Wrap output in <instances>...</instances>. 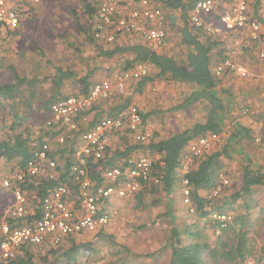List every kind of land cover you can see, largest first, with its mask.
I'll return each instance as SVG.
<instances>
[{"label":"trees","instance_id":"obj_1","mask_svg":"<svg viewBox=\"0 0 264 264\" xmlns=\"http://www.w3.org/2000/svg\"><path fill=\"white\" fill-rule=\"evenodd\" d=\"M198 1L152 0L165 11L180 10L179 23L169 22L166 27L167 35L172 40V43L169 40L170 47L167 50L153 49L135 32H116L113 41H103L94 36L93 26L91 29L79 24L84 34L81 45L97 47L98 50L93 55L79 56L83 60L82 66L70 64L67 57L65 61L55 58L51 63L38 62L34 67L26 66L22 68L23 75H20L17 66L8 63L11 79L0 83V169L4 170L7 166L6 169L13 173L25 171L34 150L48 141L49 136L58 133L55 127L47 125L54 102L70 95L87 96L98 80H114L115 74L131 70L138 63H147L148 75L130 80L110 98L91 105L74 117L78 126L73 137L68 138L63 147L51 152L58 163V174L50 178V171L47 170V173L37 177L27 175L20 184L30 206L38 215L41 201L50 189L58 184L75 186L72 167L78 164L74 153L82 133L90 130L104 116L126 113L131 105H136L133 104L135 94L146 93L155 82L165 83L172 89H168V93L158 89L156 96L150 100V106L142 101L137 103L140 115L138 130L126 125L114 130L109 134L110 143L101 157L89 158L90 176L99 183L103 181L105 170L117 166L124 168L129 165L130 159L141 155H159L160 158L154 160L153 170L160 182L145 184L132 195L134 206L143 212L158 207L162 202L166 205L152 220L155 222L164 218L170 225V236L156 254L162 251L170 253L166 264H246V260L252 257L260 264L264 261V243L255 254V246L249 234L255 226L261 227L260 222L264 221V203L260 201V193L264 197V160L259 162L256 156L255 159L251 158L242 147L232 152L231 143L236 141L235 144L240 146L242 141L252 142L256 133L264 137V127L259 130L254 123L255 126H251L238 119L245 106L249 110L248 114L251 113V103L238 102V105L231 107L233 120L225 122L229 106L226 98L234 96L240 101V97L244 96L243 88L236 94L233 85L228 83H232L229 81L235 77L242 81L247 78L230 72L218 74L216 66L229 57L228 51L237 52V49L243 54L249 53L257 61L264 60L255 53L264 42L263 0H250L249 15L261 25L260 38L256 40H252L247 32L242 34L234 30L211 34L205 28L195 26L190 16ZM216 1L220 3L230 0ZM82 7L91 19L95 18L96 1L83 0ZM16 9L20 11L19 5ZM218 11L214 15L215 19L221 12ZM18 30L10 29L8 35H14ZM237 38L240 39L238 44L235 42ZM71 47L74 51L72 57L82 52L78 45ZM92 112H96L95 116L89 119ZM195 112L196 116H193ZM252 116L260 121V116ZM170 118H175L176 122L171 124L172 127H167ZM177 118L183 120L180 121L182 128ZM228 124L231 132L222 149L215 144L199 155L190 152L191 144L198 138L211 133L222 134ZM139 132L148 134L145 140L136 138ZM236 153H245L247 157L241 168L240 183L230 184L229 181L228 189L213 200L209 194L217 185L219 173L224 168V158L231 159ZM186 165V171L182 172ZM184 179L189 180L190 200L194 206L195 216L191 221L186 218L189 207L186 216L178 212L176 190L182 187ZM2 186L0 189L4 188L9 193L14 188ZM110 206L111 203H106L104 211L110 213ZM213 211L231 212L233 220L220 228L221 223L212 217ZM6 220L13 226L18 223L9 215ZM139 227L145 228L146 225ZM218 228L220 232L215 235ZM94 232L100 237L108 234L106 226ZM81 234L84 233L77 235ZM2 239L3 234L0 241ZM67 242L69 245L66 246ZM122 248L125 255L121 264H126L130 249L125 244ZM99 252L92 242L79 243L74 235H69L60 244L46 242L24 245L23 251L9 260L8 264H112L104 261L102 256L97 257Z\"/></svg>","mask_w":264,"mask_h":264},{"label":"built area","instance_id":"obj_2","mask_svg":"<svg viewBox=\"0 0 264 264\" xmlns=\"http://www.w3.org/2000/svg\"><path fill=\"white\" fill-rule=\"evenodd\" d=\"M36 4L40 0H27ZM128 0H96L97 12L93 27L94 36L103 41H113L116 32H135L142 36L150 46L159 50L168 45L166 31L167 17L161 7L152 0H136V5L124 10ZM264 9V0L263 5ZM250 0H230L225 11L220 12L218 18L214 0H199L191 11V22L197 27L205 28L211 34H220L238 30L248 33L252 40L260 38L261 25L249 15ZM21 14L12 5L11 0H0V37L8 34L9 30H16L21 25ZM237 44L240 39L235 41ZM264 46V42H263ZM264 49V48H263ZM264 58V50L259 53ZM218 74L230 72L242 78L251 76L250 69L228 57L216 66ZM147 63H138L133 69L119 73L114 80L103 79L95 83L87 96L72 95L54 102L51 105V115L47 125L55 127L58 132L56 139L59 143H66L73 137L78 124L74 117L91 105L106 100L116 91L123 89L132 79H139L148 75ZM125 117L127 120L125 121ZM140 115L135 105H131L126 113L118 116H104L90 130L81 134L74 156L78 164L72 167L74 187L68 184H58L50 189L43 198L37 215L30 206L26 193L20 187L26 176L37 177L49 170L50 178L58 174L56 159L52 156L49 141L34 150L26 163L25 171H16L3 180V186L12 189L14 204L10 208L9 216L18 223L2 224L3 239L0 241V264H8L23 251L27 244H43L46 242L60 244L69 235L91 233L110 221V213L105 212L106 203L115 198L134 195L145 184H158L160 178L154 173V157L146 154L129 160V165L113 167L105 170L103 181L99 182L90 176L89 158L98 159L110 143L109 134L114 130L128 126L138 130ZM147 133L139 132L138 140H145ZM221 134L211 133L198 138L190 146L194 155L209 150L212 144L219 141ZM110 182V184H109ZM228 183V180H222ZM184 198L191 204L189 180L184 179ZM14 185V186H13ZM193 211V208H191ZM212 217L217 219L221 227H225L233 216L227 212L213 211ZM219 229V228H218Z\"/></svg>","mask_w":264,"mask_h":264},{"label":"rangeland","instance_id":"obj_3","mask_svg":"<svg viewBox=\"0 0 264 264\" xmlns=\"http://www.w3.org/2000/svg\"><path fill=\"white\" fill-rule=\"evenodd\" d=\"M131 2H133V0H128L123 9H131V5H133ZM215 2L217 4L216 8L218 10L219 2ZM135 3L136 1H134V4ZM82 6L83 0H40L38 3L34 4V6H32V12L30 11V14L27 16L26 20L24 23H22L23 25L18 30V33L14 35H8V33L6 35H2L0 38V83L7 79H11V69L8 67V63H14L15 66H17L20 75H23L24 71L22 68L25 69L26 66L30 65H33L32 67H34L38 62L51 63L50 61L54 60L55 58H61L62 61H65V58L67 57L70 64L81 65L83 60L80 59L79 56L93 55L95 52H98V50H96L97 47L91 48V46L81 45V40L84 38V34L79 29L78 25L81 24L86 28L91 27L92 29V26H94L95 23V18L91 19L84 12ZM75 13L77 18L75 17ZM29 17L31 18L29 19ZM169 40L170 38H168V42ZM76 45L80 47L79 49L82 50V52L72 57L74 51L73 47L71 46ZM236 54L241 55L239 53ZM235 60L242 63V61L239 59ZM261 62L264 63V60ZM115 75L117 76L118 74ZM253 75H255V73H253ZM255 76L248 77L244 81L240 79L238 82H243L247 88L251 87V85H255ZM101 77L102 76H100V78ZM234 83L237 84V79H234ZM263 88V83L258 82V90H260V92L256 91L255 93L249 94L247 90H243V93L248 95L246 96V99H256L257 102L250 100L251 102L246 103H256L253 104L250 115H258V117L260 116L258 118L260 121L249 117V110H247L246 106L245 109H243L246 111V114L242 113L240 115V119L244 123H250L251 121L256 120L254 124L257 127L256 129L259 130L262 129L261 127H264ZM158 89H163L168 93V89L170 90L172 87H167L165 83L162 84L155 82L152 88L147 89L146 93L135 94L136 99H134L133 104L137 105V103L142 101V103H146V105L150 106V100L152 97L156 96L155 92H157ZM165 96L163 98L166 99ZM95 113L96 112H92L89 119L93 118ZM194 115L196 116V112L193 114V116ZM170 119L171 122L166 125L167 127H172L171 124L176 122L174 121L175 118ZM227 119V123H229L231 120H233V115L229 113L227 115ZM176 120L179 122L178 125L182 128L180 121L183 120H179V118ZM189 121L191 123L193 122L191 119ZM230 132L231 127L228 124L220 135V140L213 143L212 146L216 144L219 149H222L228 140ZM56 137V135L52 137L49 136L47 139L53 150L63 147V144L59 143ZM235 142L236 141H233L231 143L232 152H236L237 149H240L239 147H242L244 152L249 154L251 158L255 159L254 156H256V159H259V162L264 160V137L260 133L255 134L254 141L252 142L242 141L240 146L238 143L235 144ZM150 156L154 157V155ZM234 156L235 157L231 159L224 158V168L219 173L217 185L211 189L209 194L213 200H216L220 194L224 193L228 189L229 181L230 184L234 183L239 185L240 183L242 175L241 168L243 163L246 162L247 157H245V153H241L239 155L236 153ZM6 168L7 166L3 168L4 170L0 169L1 186L3 185V180L8 175L13 174L11 170ZM186 169L187 165L183 167L182 172L186 171ZM225 179L228 180V183L226 184L222 182V180L224 181ZM176 191L178 195V212L182 216H186V211L189 207V215L186 216V218H188V221H191V219L195 216V213L191 210V208L194 209V206L185 202L183 181L182 187ZM260 198V201L264 203V197L261 193ZM13 204L14 197L12 192L9 193L4 188L2 190L0 189V236L2 235V224L7 221L6 217L9 215L8 212ZM165 206V203L162 202L160 205H158V207H154L152 210L143 212L134 206L132 196L115 198L111 202V218L109 223L106 225V232L108 234L106 236L100 237L95 235V232L84 233L81 235H74V239L79 243L92 242L93 245L96 246V248H98L100 251L97 257L102 256L104 261L110 262L112 264H121V260H123V256L125 255L123 252L124 249H121L122 245L124 244L130 249V256L128 257L126 264H166L169 261L170 253L167 251H162L158 255L156 254V251L162 246V244L165 243L166 238L170 236V225H168V222L164 218H162L164 220L158 219L157 221L152 222L154 215H156L160 209H165ZM228 213L231 214V212ZM263 222L264 221L260 222L261 227L255 226L256 228L250 231L249 234L253 245L255 246V254L264 243ZM142 224H145L146 227H139ZM219 232L220 230L217 229L215 235L219 234ZM67 245H69V242L66 243V246ZM43 254H45V252H43ZM142 256H145L146 258ZM246 264H258V262L252 257L246 260ZM260 264H264V261H262Z\"/></svg>","mask_w":264,"mask_h":264},{"label":"crops","instance_id":"obj_4","mask_svg":"<svg viewBox=\"0 0 264 264\" xmlns=\"http://www.w3.org/2000/svg\"><path fill=\"white\" fill-rule=\"evenodd\" d=\"M216 1V0H215ZM11 3H12V5L16 8V6L17 5H19V7H20V11L18 10V12L21 14V18H22V20L23 21H25L26 20V18H27V16L30 14V10H32V6H34V4H31L29 1H24V0H11ZM18 3V4H17ZM133 3V5H131L132 7L133 6H135L136 5V3L134 4V2H131V4ZM263 5V4H262ZM216 6H217V4H216ZM228 6H229V2H226V1H223V2H220L219 3V7H218V10L220 9V11L222 12V11H225V9H227L228 8ZM217 10V11H218ZM24 11H26V12H24ZM220 11H218V12H220ZM164 12H165V14H166V17H167V25H168V23L170 22H172V23H175V22H177V23H179V21H180V18H179V14H180V10H175V11H165L164 10ZM32 14V13H31ZM31 17H29V19H30ZM23 23V22H22ZM21 23V25H20V27H19V29L21 28V26L23 25ZM94 27V26H93ZM9 33V32H8ZM247 35L249 36V34L247 33ZM169 36V35H168ZM250 37V36H249ZM169 38V37H168ZM170 42L172 43V40L170 39ZM171 43H170V45H171ZM237 44V43H236ZM170 46H169V42H168V45L165 47V48H162V49H159V50H167L168 48H169ZM264 46H263V43L260 45V49H257L256 50V54L258 55L259 54V52H261V51H263L264 49ZM236 50V49H235ZM228 53H229V57H233L234 59H239L240 61L241 60H243V63H241V64H243V65H245V66H247L248 68H250V71L252 70V72H251V76H255L256 77V82H255V85H251V87H245V84L243 83V82H238L240 79L239 78H236L235 77V79H237V84H235L234 83V79H230V81L229 82H232V83H228L229 85L231 84V85H233V88L235 89V92H236V94H239V89L241 88H243V90H247V92H249V94L250 93H255L256 91H258V92H260V90H258V82H262L263 83V85H264V63H262L261 61H257V60H255V59H253L252 57H250L249 56V53H242V51L241 50H238L237 49V52H229L228 51ZM236 53H239V54H241V55H237ZM235 55V56H234ZM246 56V57H245ZM260 56V55H259ZM241 57V58H240ZM228 58V57H227ZM259 62V63H258ZM240 63V62H239ZM253 73H255V75H253ZM258 75V76H257ZM250 76V77H251ZM250 79V78H249ZM248 79V80H249ZM244 81V80H243ZM235 84V85H234ZM225 85V84H224ZM264 89V88H263ZM232 92V91H231ZM238 92V93H237ZM245 92V91H244ZM243 95L245 96H242V97H240V101H239V99H238V97H234V96H232V97H229V98H226V101H228V105L229 106H227V110H226V113H225V122L227 123V115L230 113V114H232L230 111L232 110V109H230L231 107H233V106H235V105H238V102H241L240 104H247L246 102H251V101H255V102H257L256 101V99L255 98H252V99H249V98H247V100L248 101H246V96H248V95H245L244 93H243ZM245 99V100H244ZM238 100V101H237ZM242 100H244V101H242ZM251 100V101H250ZM252 104V103H251ZM253 104H256V103H253ZM263 107V106H262ZM261 107V108H262ZM229 108V109H228ZM256 108V107H255ZM252 109V108H251ZM248 110V109H247ZM252 111V110H251ZM242 113H245L246 111L245 110H242L241 111ZM249 115V117L250 118H255V117H253L252 115H250V114H248ZM257 116V115H256ZM238 119L239 120H241L240 119V116L238 117ZM242 121V120H241ZM256 121V120H255ZM255 121H251L250 123H245V124H248V125H251V126H255V125H253L252 123H255ZM57 135V134H56ZM53 150V149H52ZM56 149H54L53 151H55ZM57 156V155H56ZM75 157V156H74ZM54 158H56V157H54ZM76 158V157H75Z\"/></svg>","mask_w":264,"mask_h":264}]
</instances>
